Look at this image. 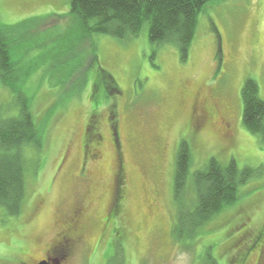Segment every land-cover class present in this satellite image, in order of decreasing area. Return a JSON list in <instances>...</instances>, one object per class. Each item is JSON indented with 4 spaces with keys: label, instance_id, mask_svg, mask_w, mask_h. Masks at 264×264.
Returning a JSON list of instances; mask_svg holds the SVG:
<instances>
[{
    "label": "rangeland",
    "instance_id": "obj_1",
    "mask_svg": "<svg viewBox=\"0 0 264 264\" xmlns=\"http://www.w3.org/2000/svg\"><path fill=\"white\" fill-rule=\"evenodd\" d=\"M73 18L69 0H0V25L38 19L30 21L33 33L15 47L12 58L24 75L19 71V79L27 80L22 93L33 94L34 118H50L36 177L35 157L26 153L27 196L20 215L7 217L0 207V264L44 260L72 208H84L78 227L86 231L84 242L64 252L68 264H203L207 255L217 264H254L250 248L264 229V144L242 124L241 90L251 79L264 101V0L207 3L183 62L172 45L150 43L146 29L126 41L87 37ZM100 70L114 79L118 94L111 95L102 83L95 91ZM192 97L196 108H190ZM7 101L0 90V106ZM91 108H100L106 141L98 135V146L92 143L97 137L88 125L81 174L82 133ZM105 108H112L118 128L124 201L117 200L116 184L111 190L115 155ZM205 109L218 111L227 128L217 119L202 124ZM195 127L201 128L195 132ZM183 141L191 154V174L211 158L222 165L234 160L240 170L254 171L239 188L238 200L192 240L172 236L179 208L172 200L175 156ZM183 202L194 203L189 181ZM112 203L121 213L103 230L99 217ZM112 227L122 233L120 248L110 236ZM61 249L51 262L61 261Z\"/></svg>",
    "mask_w": 264,
    "mask_h": 264
},
{
    "label": "trees",
    "instance_id": "obj_2",
    "mask_svg": "<svg viewBox=\"0 0 264 264\" xmlns=\"http://www.w3.org/2000/svg\"><path fill=\"white\" fill-rule=\"evenodd\" d=\"M211 1L69 0V3L75 25L87 37L101 35L116 41H126L137 38L146 29L150 43L172 45L178 50L183 62L188 59L198 15ZM30 21L36 23L38 19ZM30 21L14 26L0 25V90L5 91L10 100L3 105L5 108L0 106V207L5 210L7 217H18L26 201V174L30 161L26 153L32 152L35 157L32 159L35 160L32 176L36 177L40 172L41 150L50 119L34 118L30 108L33 94L28 93L27 97L22 93L21 87L28 86L27 80L24 82L19 79L18 72L21 69L17 68L19 63L12 58L15 47L25 36L30 37L33 33V28L28 29ZM100 72L94 84L95 91L102 83L111 95L118 94L114 79L106 72ZM74 73L76 70L69 77ZM241 101L244 128L251 135L260 137L264 144V101L258 95L255 81L247 79L244 82ZM191 163L189 147L183 141L175 156L172 200L179 208L175 212L172 236L184 240L194 239L197 231L208 221L233 205L239 198V188L254 173L250 169L240 170L234 160L222 165L211 158L203 169L191 174ZM188 181L194 197L191 207L183 202ZM115 210L109 216L106 229L109 220L116 218ZM110 234L116 247L120 248L122 233L112 227ZM206 258L203 264H217L210 255Z\"/></svg>",
    "mask_w": 264,
    "mask_h": 264
},
{
    "label": "flooded vegetation",
    "instance_id": "obj_3",
    "mask_svg": "<svg viewBox=\"0 0 264 264\" xmlns=\"http://www.w3.org/2000/svg\"><path fill=\"white\" fill-rule=\"evenodd\" d=\"M190 108H196V103L194 98L192 97L190 99ZM213 108H215V105H213ZM100 108H91V111L89 113L85 128L83 130L82 133V145H81V165H80V172L81 174L85 173V167H84V161L87 160V156L85 154V150H86V141L88 139V135L86 134V132H88V125L90 126V128L93 129L94 133L96 134V139H94L92 141V143L97 144L98 146V142H100V137L101 139L105 142L106 138L105 135L102 134L101 132V128H100V122L98 120V116L99 113L97 112ZM112 108H105L102 109L101 111H105L107 113V116L105 117L104 122L108 125H110V128L108 129V142L112 144L113 148H114V155H115V168L113 170V174H112V185H111V190L114 192L116 190L115 184L117 186V188L120 189L119 194H117L116 192V196H117V200H122L124 201V192L125 189L122 188L123 185V161H122V157L120 156V148L118 146V128L116 123L112 122V119L115 117V114L113 112V110H111ZM194 109H192V113H193ZM191 118H189L190 120ZM218 120V125H220V127H225L227 128V126L224 124V120L220 117V114L218 111H209V110H202V116L200 117L201 123H207V121L211 122L212 120ZM90 122V123H89ZM87 127V130H86ZM201 128V127H200ZM199 127H195V132H198L200 130ZM224 128V129H225ZM97 131V133H96ZM100 137H99V136ZM112 196L114 197V195L112 194ZM113 203L111 205V207L109 208L108 211H106V213L104 214V216H100L99 219L102 220L103 223V230H105L106 228V223L108 221V219L110 218L109 216L111 215V212L113 211L112 209ZM150 208V207H149ZM153 208V207H152ZM82 209V211L78 210L76 211L75 208H72V210H70L69 215L67 217L64 218L62 226H61V232L58 233V235L56 236V244H60L61 241L63 240V236H65V241L63 242V245H59L54 247L56 244L48 247L45 250L44 253V260H41L40 262H50L51 257H55L59 251H58V247H61L63 249H61V261H54L56 262V264H68V257H67V252L72 251L73 247L75 246L76 243H82L84 242V238H83V234L86 231L85 227H78V223L81 222V220L83 219V214L85 213L84 208H79ZM107 209V207H106ZM117 211V214L119 215L121 213V209L120 207H118L115 212ZM150 211V209L148 210ZM256 240L254 241L252 247L250 248L251 250L254 249V254L252 256H255V261L254 264H259V261L263 255L264 252V229L261 230L258 234L257 237L255 238ZM100 242V239H99ZM255 245V248H254ZM51 247H54L51 248ZM250 249H248V254H250ZM66 252V253H64ZM246 258V256H245ZM262 262V261H261ZM20 264H37L34 262L33 259H29V260H25L23 262H20Z\"/></svg>",
    "mask_w": 264,
    "mask_h": 264
},
{
    "label": "water",
    "instance_id": "obj_4",
    "mask_svg": "<svg viewBox=\"0 0 264 264\" xmlns=\"http://www.w3.org/2000/svg\"><path fill=\"white\" fill-rule=\"evenodd\" d=\"M38 264H56V262H51V261H50V262H45V261H44V262H40V263H38Z\"/></svg>",
    "mask_w": 264,
    "mask_h": 264
}]
</instances>
